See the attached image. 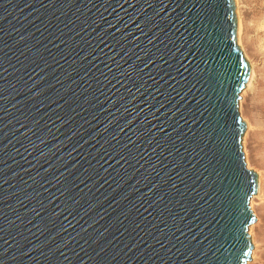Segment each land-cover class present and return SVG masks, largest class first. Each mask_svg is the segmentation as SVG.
<instances>
[{
	"label": "water",
	"instance_id": "obj_1",
	"mask_svg": "<svg viewBox=\"0 0 264 264\" xmlns=\"http://www.w3.org/2000/svg\"><path fill=\"white\" fill-rule=\"evenodd\" d=\"M236 0H0V264H247L257 222Z\"/></svg>",
	"mask_w": 264,
	"mask_h": 264
},
{
	"label": "rangeland",
	"instance_id": "obj_2",
	"mask_svg": "<svg viewBox=\"0 0 264 264\" xmlns=\"http://www.w3.org/2000/svg\"><path fill=\"white\" fill-rule=\"evenodd\" d=\"M239 11L243 20L239 44L254 71L252 83L246 85L239 103L240 115L247 125L242 147L247 152L249 170L258 174V192L251 202L259 222L254 228L256 246L252 242V261L248 264H264V0H241Z\"/></svg>",
	"mask_w": 264,
	"mask_h": 264
},
{
	"label": "bare ground",
	"instance_id": "obj_3",
	"mask_svg": "<svg viewBox=\"0 0 264 264\" xmlns=\"http://www.w3.org/2000/svg\"><path fill=\"white\" fill-rule=\"evenodd\" d=\"M240 4H241V0H236V6H237V16H238V24H239V36L241 35V33H242V31H243V20H242V13H240ZM253 77H254V71L251 69V79H250V81H249V83H248V85H250L251 83H252V80H253ZM242 94V93H241ZM240 111V110H239ZM243 120V119H242ZM244 151V154H245V156H246V164H247V168L248 169H250L251 167H250V165H249V162H248V160H247V152H246V150L244 149L243 150ZM262 192V187L260 186L259 187V194ZM255 196V195H254ZM253 196V197H254ZM252 197V198H253ZM251 198V199H252ZM253 204H254V201H252L251 202V200H250V207H252V209L251 210H253L254 211V207H253ZM252 211V212H253ZM254 213H255V211H254ZM254 215H256V213L254 214ZM257 216V215H256ZM255 216V217H256ZM259 222V219H258V217H257V222H255L254 224H252L251 226H250V228H249V234H250V238L252 239L251 241L254 243V245H255V240H254V228H255V226L257 225V223ZM256 246V245H255ZM248 264V263H247Z\"/></svg>",
	"mask_w": 264,
	"mask_h": 264
}]
</instances>
